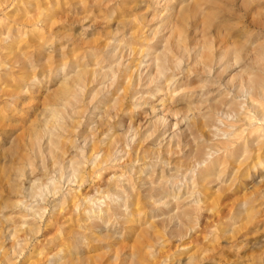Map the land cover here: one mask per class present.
Segmentation results:
<instances>
[{
  "label": "rangeland",
  "instance_id": "1",
  "mask_svg": "<svg viewBox=\"0 0 264 264\" xmlns=\"http://www.w3.org/2000/svg\"><path fill=\"white\" fill-rule=\"evenodd\" d=\"M167 19L189 52L173 114L152 86L111 109L101 76L120 57L148 65ZM209 41L212 62L196 64ZM263 44L264 0H0V264H264ZM81 70L101 80L64 96ZM141 231L158 238L138 257Z\"/></svg>",
  "mask_w": 264,
  "mask_h": 264
},
{
  "label": "bare ground",
  "instance_id": "2",
  "mask_svg": "<svg viewBox=\"0 0 264 264\" xmlns=\"http://www.w3.org/2000/svg\"><path fill=\"white\" fill-rule=\"evenodd\" d=\"M170 19V16L168 17ZM168 20V19H167ZM168 27H165L162 29V31H168L167 33H169V36L164 38L163 39V43H164V47L163 49L161 50V53L159 54H156V52L154 53H147L146 57H149L151 56V58L148 60V65H146L143 69L141 67V62H138L136 64H132V63H128L127 66L131 65L132 67V71H127L125 70V68H121L120 66H122V64L120 65V62L122 60L123 57H120V60L116 59V61L118 60L119 62L114 66V68H111V70L101 76L100 74V71H96L94 72V78H96L95 80L92 79V80H88L86 78L87 77V72L85 70H81L79 71L78 73H76V75L73 77V81L69 84L67 83H63V90H62V94L64 96H68V94H70V92L72 91H75V87H76V91H81V90H86L90 87L91 84H93L94 82H99V80L103 79L105 80L106 78H109L110 77V84L106 87H104V89L106 88V90H109L107 93H110L112 98H113V103L112 105H110L109 107L112 109V107H115V106H119V107H122V101L123 100H126L128 97H131V98H135L136 94L137 93H133L132 92V89L133 88H137V87H150L152 86L153 88L155 87V89L153 90V93L155 94H162V96L160 97V100H159V103L161 104L162 106V111L165 112V113H168V114H173V110L170 108V107H167V105H170L172 103V99L170 96L172 95V97L175 95V93L173 91L169 92V90H171L172 88V85H174L176 82H177V79L175 80V76H178L179 73L178 71H181L179 65H180V60H178V58H180V55L181 56H184L185 54L189 53L186 49V47L183 45V37H182V34L181 33H185V31H182V32H178L179 34L176 35V30H177V26L173 24V22L169 21L168 20ZM172 25V26H171ZM187 25H181L180 27H182L183 29L186 27ZM190 26V25H189ZM193 30L194 31V35H195V32L197 29H199L198 27H200L198 25V27L196 25H193ZM157 32V31H156ZM157 33H154V37ZM184 35V34H183ZM203 35V34H202ZM204 36V35H203ZM139 37V36H138ZM143 38V37H142ZM147 39V38H146ZM161 39V38H160ZM161 41V40H160ZM145 42V40H144ZM148 43V42H147ZM162 46V44H161ZM205 46V47H204ZM128 47V46H127ZM203 47V51H207V54H204V52L198 54L197 52V58L196 59H193L196 60L194 61L196 64L198 63H202L203 66L206 65V67L208 66L207 64H210L212 61V50H213V45H211V42H207L205 43V45L202 46ZM127 49V48H126ZM241 50V48H240ZM240 50H235L234 53H238L239 54V51ZM244 50V49H243ZM190 51V50H189ZM192 51H193V48H192ZM242 51V50H241ZM253 51H255L252 56H253V61L257 64H262L264 62V44L262 46H259L258 48L256 47V50L254 49ZM200 52V51H199ZM244 52V51H243ZM127 53V52H126ZM242 53V52H241ZM142 54V56H145V53L143 51H135L133 49H128V57H135L136 55L140 56ZM178 54H179V57H178ZM191 54V53H190ZM189 54V55H190ZM224 51L223 53H221V56H223ZM243 54V53H242ZM192 55V54H191ZM240 56V55H239ZM114 58V56H110V59L112 60ZM138 58H141V57H138ZM136 58V59H138ZM182 58V57H181ZM190 58V57H188ZM178 60V61H177ZM182 60V59H181ZM182 63V62H181ZM200 63V64H201ZM96 64V63H95ZM100 64V63H99ZM98 65V64H97ZM170 65V66H169ZM182 65V64H181ZM112 66V65H111ZM202 66V68H204ZM80 69V68H79ZM82 69V68H81ZM168 71H177L175 72V74H172L170 75V77L166 76L165 77V73H168ZM245 71V70H244ZM244 73V72H243ZM99 76H101V79H97L99 78ZM248 81L247 84L250 85L251 88L253 89H256V88H259V84L257 82H255L253 79H249V80H246ZM177 85V84H176ZM92 86V85H91ZM103 89V90H104ZM140 89V88H139ZM103 90H101L100 92H104ZM151 90V89H149ZM151 90V91H152ZM91 92V91H90ZM114 92V93H112ZM108 95V94H107ZM154 95V94H152ZM61 96V95H60ZM95 96V95H94ZM93 96V97H94ZM106 96V95H105ZM160 96V95H159ZM97 97V95L95 96ZM70 98V97H69ZM68 98V99H69ZM67 99V101H68ZM93 100V98H92ZM165 102H168V104H166V107L165 108ZM65 103V102H64ZM67 104V103H66ZM111 104V103H110ZM67 106V105H66ZM110 108H109V111H110ZM118 108V107H117ZM116 112V111H115ZM59 113L58 111H54V110H50L49 111V114H50V117H51V121L55 122L56 123L58 120H60L59 118ZM118 113V112H116ZM68 114V113H67ZM165 115H162L159 119V123L160 122H164L165 121ZM111 116V115H110ZM114 118H115V115H113ZM168 116V115H167ZM166 116V117H167ZM173 116V115H172ZM108 117V116H107ZM53 119V120H52ZM53 125V123H51ZM57 124V123H56ZM50 125V124H49ZM48 127V126H47ZM52 127V126H51ZM112 129V128H111ZM47 132V131H46ZM108 150V149H107ZM121 152V151H120ZM107 154H108V151H107ZM105 154V156L103 157L102 161L100 162L101 165H103L104 163H106L110 158H108V156L110 155H107ZM112 162V161H110ZM114 188V191H117L115 190L116 188H118V186L114 185L113 186ZM123 189V190H122ZM120 191L119 190V193L120 192H123L125 190V188L123 187ZM151 190V189H150ZM113 191V192H114ZM116 193V192H114ZM129 197V196H128ZM103 198H109V197H105L103 196ZM136 198V196H135ZM123 199V198H122ZM76 200V197L73 196V197H69L67 199V202L69 204H72L75 202ZM84 202H86L85 199H83ZM82 201V202H83ZM126 201H127V198H126ZM81 202V201H80ZM89 203H91V205H93L94 203L98 202L97 200L96 201H88ZM117 202V201H116ZM139 202V199L136 198L135 199V203H138ZM87 203V202H86ZM85 203V204H86ZM93 203V204H92ZM134 204V203H133ZM86 209L83 211V214L85 215H89L88 217H92V216H98V219L99 220H104V218H107L110 217L109 215H112V211L108 208H106V210L102 211L101 210H97V214L95 213L96 211L93 209V207H89L88 205H86ZM94 206V205H93ZM109 206V205H108ZM73 207V206H72ZM76 207V205H75ZM136 209V208H135ZM114 210V209H113ZM32 215H39V211H33L31 212ZM117 213V212H116ZM136 214V213H135ZM115 215V214H114ZM140 215V214H138ZM40 216V215H39ZM141 216V215H140ZM85 217V216H84ZM93 218V217H92ZM129 218V217H127ZM136 218V217H135ZM97 219V220H98ZM111 219V218H110ZM133 219V217H132ZM138 219V218H137ZM91 220V219H90ZM109 220V219H108ZM106 221V219H105ZM105 221H103L105 223ZM110 221V220H109ZM139 221V220H138ZM94 222V220H93ZM101 222V221H100ZM132 222V221H130ZM102 223V222H101ZM131 224V223H130ZM92 231V230H91ZM89 232V231H88ZM95 234V233H94ZM93 235V234H92ZM153 235V236H152ZM91 236V235H89ZM155 236V237H154ZM92 237V236H91ZM90 237V240L91 242H102L105 240V242H107V240L109 239V237H107L106 239H103V238H99V237ZM86 238V237H85ZM158 236L156 234V232H147V231H141L140 234L138 235V239H139V243H138V249L136 250V254L138 257H141L142 255H146V249H151L153 248L151 244V246H147V244H149V242H154V240H157ZM68 240V239H67ZM88 239V241H90ZM113 241V240H112ZM108 243V242H107ZM90 245V244H89ZM119 245V244H118ZM60 246H61V243H60ZM64 246V245H63ZM114 246V245H113ZM107 247H109V244H107ZM63 248V247H62ZM121 248V246H120ZM119 248V249H120ZM107 249V248H106ZM109 249V248H108ZM111 249V248H110ZM122 249V248H121ZM115 250H113L112 252H114ZM122 255V254H121ZM130 256L133 257V253H130ZM114 257L115 258H119V255H118V252H114ZM137 257V258H138ZM91 260V259H90ZM78 260H75V259H70L69 256H65L62 258V260L60 262H55L54 264H75ZM119 261V260H118ZM51 262V261H49ZM79 262V261H78ZM77 264V263H76ZM90 264H91V261H90ZM98 264H101V263H98Z\"/></svg>",
  "mask_w": 264,
  "mask_h": 264
}]
</instances>
